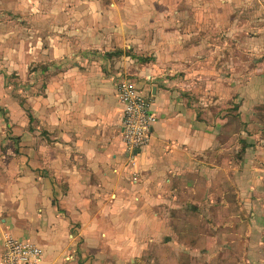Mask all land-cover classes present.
<instances>
[{
  "label": "crops",
  "instance_id": "obj_1",
  "mask_svg": "<svg viewBox=\"0 0 264 264\" xmlns=\"http://www.w3.org/2000/svg\"><path fill=\"white\" fill-rule=\"evenodd\" d=\"M142 48L148 68L128 56ZM127 77L157 117L133 157L116 96ZM180 92L240 115V161L220 159L222 109ZM1 111L0 264L6 237L38 247L41 264H237L201 245L231 240L222 211L239 189L240 205L262 208L239 178L263 191L264 0H0Z\"/></svg>",
  "mask_w": 264,
  "mask_h": 264
},
{
  "label": "rangeland",
  "instance_id": "obj_2",
  "mask_svg": "<svg viewBox=\"0 0 264 264\" xmlns=\"http://www.w3.org/2000/svg\"><path fill=\"white\" fill-rule=\"evenodd\" d=\"M67 7H70V6H67V5L63 6V8H67ZM70 8H74V7H70ZM139 46H142V45H139ZM128 56L131 59L136 60L135 64L139 65L141 68H148L150 65V61L152 60L149 54V51L144 50L143 48L139 50L137 56L132 55L131 53H129ZM180 76L181 75L178 74L177 77H180ZM131 78L134 80H137V78L134 76H131ZM127 79H130V78L127 77ZM190 84L194 88H197V89L200 88V90L207 89L205 88L204 85H207L208 87H212V85L209 86V83L196 82V83H190ZM241 84L242 83H239V86ZM16 85L21 86V84H18V83ZM206 91H209V90L207 89ZM182 94L184 95L185 98L187 97L188 101L191 102V105L198 106L199 103L203 104L204 102H206L208 107H210L209 111L211 113L210 114L211 116H214L217 111L222 109V112H223L222 115L224 116L225 119L223 118L224 120L222 121V128H223L221 132L222 150H221V153H219L221 154L220 159L227 160L229 155L231 154L235 155V153H237V155H239V161H240L241 160L240 156L241 155L243 156L246 150L250 148L248 146L249 144L244 141L243 137H246V136L244 135V133H241L242 128H243L242 127L243 123L241 122L240 115L239 114L237 115L236 113H229V112L226 113V110H224V108H226L227 106L225 102L226 101L225 98L219 100V99H213V97L211 98L206 97L202 100H198L197 96L196 97L192 96L190 92L189 94H185V93H182ZM182 94L181 96H183ZM201 95L203 96V94ZM215 100L217 101L216 104L214 103ZM19 102H20L21 107H25L24 105L26 103L24 99L20 98ZM231 105L234 106L233 103H231ZM235 105H238V104H235ZM25 110H26L27 116L30 118V121H32V117L29 113V110H27V107H25ZM233 110L236 112L237 109L234 108ZM3 116L5 117L4 112H2V115H0V117L3 118ZM262 124L264 125V118H263ZM260 129L261 127H258L256 130L253 131V134H251V136L255 135L253 139L254 138L259 139V135L257 134V131L258 130L260 131ZM261 132L264 135V130H262ZM17 140L18 138L16 137L13 139L15 146L18 145L19 143V141L17 142ZM249 141L251 140L249 139ZM4 165H5V162L1 163L0 161V170L4 169ZM15 167L19 168V164L16 162H15ZM241 181L243 180L239 178L240 187L242 189L244 188V191L247 192V200H249L250 202L251 201L255 202L257 201V199H259L260 201L259 204L262 205V208L260 207L258 208L257 206L253 208V203L251 206H247L246 208L243 207L244 206L243 204L240 205L239 203H244L243 201H245L246 199H243L241 202V199H240L241 197L239 196V193H240V189H239L237 191V195H234V194L232 195V200L234 202L237 201V207L232 210L222 211L223 218L230 219L231 217L232 223L233 221L236 222L235 224L236 226H225L226 223H229L228 220H227L228 222L226 221L223 222V225H222V232L224 234H230V233L233 234L231 237V240H229L228 237L226 238L223 237L222 238L223 240H219L218 242H216L214 247H213V243L206 242L204 243V245H201V249L208 250V249L214 248L216 250H219L220 248L221 252L222 251L225 252V248H227L228 250L231 249V251H233L234 253L239 254L236 256L235 259H233L237 261V264H264V222L259 221V219L264 221V186H261L263 188L262 192L254 193L253 191H250V188L255 189V186H256L255 184H252L249 181L247 185V190H245V185H243ZM0 184L4 185L5 182L3 181ZM243 194L245 193L243 192ZM213 213H214L213 211H207L206 217H212ZM234 235H236V240L234 239ZM246 250L252 251L254 253L252 258L251 257L249 258L248 262H246V259L243 258L242 255L240 254Z\"/></svg>",
  "mask_w": 264,
  "mask_h": 264
},
{
  "label": "built area",
  "instance_id": "obj_3",
  "mask_svg": "<svg viewBox=\"0 0 264 264\" xmlns=\"http://www.w3.org/2000/svg\"><path fill=\"white\" fill-rule=\"evenodd\" d=\"M116 96L122 107L120 134L124 152L133 157L149 142L157 122L154 105L149 94L127 78H121L116 84ZM41 259V251L30 242L5 238L1 264H41Z\"/></svg>",
  "mask_w": 264,
  "mask_h": 264
},
{
  "label": "water",
  "instance_id": "obj_4",
  "mask_svg": "<svg viewBox=\"0 0 264 264\" xmlns=\"http://www.w3.org/2000/svg\"><path fill=\"white\" fill-rule=\"evenodd\" d=\"M133 154L135 155V154H137V152H134Z\"/></svg>",
  "mask_w": 264,
  "mask_h": 264
},
{
  "label": "trees",
  "instance_id": "obj_5",
  "mask_svg": "<svg viewBox=\"0 0 264 264\" xmlns=\"http://www.w3.org/2000/svg\"><path fill=\"white\" fill-rule=\"evenodd\" d=\"M109 55V54H108Z\"/></svg>",
  "mask_w": 264,
  "mask_h": 264
}]
</instances>
